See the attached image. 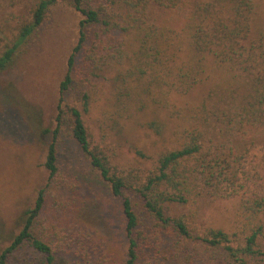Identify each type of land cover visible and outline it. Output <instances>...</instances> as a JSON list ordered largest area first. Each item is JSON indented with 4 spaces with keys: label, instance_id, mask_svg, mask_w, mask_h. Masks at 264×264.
Listing matches in <instances>:
<instances>
[{
    "label": "trees",
    "instance_id": "16d2710c",
    "mask_svg": "<svg viewBox=\"0 0 264 264\" xmlns=\"http://www.w3.org/2000/svg\"><path fill=\"white\" fill-rule=\"evenodd\" d=\"M55 3L82 16L60 92L73 80L76 62L89 78L120 67L117 84L130 88L129 95L167 99L171 93L172 102H184L191 112L182 113L172 131L175 147L158 154L151 168L120 170L104 148L92 144L81 109L61 97L44 161L49 179L58 175V133L67 128L121 201L123 264H152L160 251L166 264H264V23L258 1L39 0L21 36L40 25ZM155 10L181 17L182 30L159 23ZM11 52L0 56V69ZM197 85L202 93L192 107L180 101ZM82 99L87 111L88 95ZM255 148L262 153L252 164ZM204 196H237L248 234L241 239L236 232L199 228L171 212L173 204ZM45 202L40 189L21 229L1 251L0 264H53L66 236L54 224L44 226Z\"/></svg>",
    "mask_w": 264,
    "mask_h": 264
},
{
    "label": "rangeland",
    "instance_id": "374dc122",
    "mask_svg": "<svg viewBox=\"0 0 264 264\" xmlns=\"http://www.w3.org/2000/svg\"><path fill=\"white\" fill-rule=\"evenodd\" d=\"M257 1L259 21L264 23V0ZM38 2L0 0V56L12 50L0 69V253L21 229L25 210L43 189L44 226L54 224L56 232L66 236L53 264H123L126 242L121 201L112 195L108 182L91 165L69 129L58 133V175L50 180L44 167L58 101L62 97L64 103L81 109L92 144L104 148L120 170L151 168L158 154L175 147L172 131L183 120L182 113L191 110L184 102H172L171 93L167 99L164 94L151 99H144L143 92L129 95L130 88L117 84L120 67L106 68L89 78L76 62L73 80L60 92L82 16L65 4H52L42 23L22 37ZM153 14L159 23L182 30L181 17L162 10ZM83 93L88 95L87 111L82 106ZM201 93L202 86L197 85L180 101L192 107ZM261 153L253 149L252 164ZM238 199L204 196L173 204L171 212L182 214L199 228H220L243 239L249 226L244 224ZM40 227H33L37 236ZM51 241L57 242L56 237L52 235ZM163 254L160 251V259L152 264H166Z\"/></svg>",
    "mask_w": 264,
    "mask_h": 264
}]
</instances>
